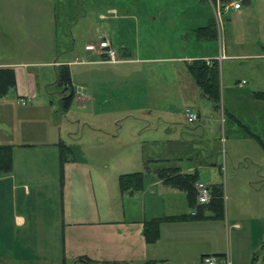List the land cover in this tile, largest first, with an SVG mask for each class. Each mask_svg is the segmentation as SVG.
I'll use <instances>...</instances> for the list:
<instances>
[{
  "label": "rangeland",
  "instance_id": "obj_1",
  "mask_svg": "<svg viewBox=\"0 0 264 264\" xmlns=\"http://www.w3.org/2000/svg\"><path fill=\"white\" fill-rule=\"evenodd\" d=\"M213 1L216 4L218 2ZM210 2L0 0V61L34 62L31 64L39 76L40 97L46 92L41 78H52L55 72L53 65L36 63L37 61H48L53 59L52 56L88 61L94 59L87 56L95 54V59L100 58L103 62L104 55L98 44L104 35L112 38L121 57L119 61L124 60L125 56L132 57L124 62L106 61L117 63L75 62L70 65L77 85L75 90L80 97L73 100L68 118L81 121L73 123L64 118L63 138L71 146V150L66 152L67 161L84 165L86 169L76 166V182L68 187L67 204L71 207L78 205L80 209L76 207L74 211L70 210L66 220L82 217L92 220L95 224L87 229L91 232L100 231L105 238L104 235L114 227L109 221L126 218V212L137 208L133 199L122 195L119 187L120 174L142 171L149 183L154 171L148 170L147 164L151 167L178 165L183 170L194 166L199 170L200 179L207 184L220 179L224 183L225 212L229 209L232 219L239 218L243 221V217L249 212L264 211V196L256 190L259 188L264 192V181L255 180V186L240 182L246 176H253L254 171L248 173L250 171L242 164L237 173L230 157L239 151L259 150L262 146L256 138L252 142H241L240 145L230 139L224 142L220 138V115L214 111L213 102L203 94L200 87L193 84L183 91H173L174 77L176 73L179 76L180 67H185L184 62L160 57L177 54L172 52L173 42L179 49L188 48L189 44L192 45L191 48L196 47L195 42L182 41L183 37L181 41H177L175 33L191 17L194 3L197 4L198 22L202 21L201 15H213ZM189 4L191 7L188 8ZM110 7H116L117 10L113 12L109 10ZM180 7L186 9L182 11ZM216 15L214 22L217 37L211 38H218L221 31L222 15ZM169 29L172 33L168 38L166 30ZM87 40H90L89 43ZM85 44L90 49V55L87 56L83 54ZM126 48L128 53L124 51ZM148 55L152 58L140 59ZM173 70L176 72L174 75ZM50 73L52 74L49 75ZM169 84L171 89L167 88ZM160 87L165 90L162 91ZM12 93L13 90L9 94ZM88 94L95 95L96 99L82 98ZM53 97L52 100L57 102V94H53ZM187 105L200 108L201 117L190 121L185 112ZM27 107L30 109L31 104ZM210 111L214 115H209ZM33 113L39 116L42 109L36 106ZM56 114L58 118L62 117L61 113ZM163 119L166 121L163 122ZM208 158L212 162L217 161V165L204 161ZM222 165H225L224 172L219 168ZM38 192V189L33 188L32 196L43 197L45 194L44 189L41 194ZM173 200L178 210H190L185 191L178 189ZM205 212L209 216L215 215L209 208ZM203 225L207 231L211 229L214 236L219 235L222 243L229 241V229L232 234L244 229L229 227L222 220H209ZM45 226L43 224V228ZM30 236L34 238L35 234ZM45 236L51 240L56 237L50 233ZM58 237L60 238V234ZM101 243H105L103 249L107 248L108 241ZM53 250L55 248L50 249V252L53 253ZM93 262L105 264L106 261ZM86 263L85 259L80 262Z\"/></svg>",
  "mask_w": 264,
  "mask_h": 264
},
{
  "label": "crops",
  "instance_id": "obj_2",
  "mask_svg": "<svg viewBox=\"0 0 264 264\" xmlns=\"http://www.w3.org/2000/svg\"><path fill=\"white\" fill-rule=\"evenodd\" d=\"M210 4L213 15L212 13L201 15L202 21L198 22L197 4L194 3L192 18L189 17L175 33L177 41H181L183 37L182 41L195 42L196 47L191 48L192 45L189 44L188 48L180 47L181 50L173 42L172 52L177 54L160 57L182 60L185 64L182 69L180 67L179 76L175 70L172 72L173 75L176 73L172 85L175 92L197 84L188 70V61L195 58L218 59L221 99L219 107L214 106V111L220 115V138L224 142L230 139L239 145L241 142L256 138L262 146L259 150H244L236 152L234 156L230 155L232 167L237 173L240 172L242 164L250 171L248 173L254 171L253 176H246L240 179V182L255 186V180L264 181V0H248L239 9L223 11L218 38H201L195 29L217 19L216 3L212 0ZM179 9L183 11L186 7ZM109 10L115 12L117 9L110 7ZM166 33L169 38L172 31L166 30ZM104 36L114 44L110 36ZM89 41L87 40L88 43ZM86 44L83 52L85 56L90 53ZM124 51L128 53L127 48ZM90 56L87 57L94 60L79 61L52 56L53 59L48 61H37L36 63L53 65L55 72L52 78H41L44 80L46 90L42 97L39 76L32 68L34 62L0 61V66L14 67L17 82L12 94L9 92L0 98V144L12 145L13 154L12 169L0 173V264H80L84 262L80 259L81 256H88L97 262L144 264L152 261L156 264H203L202 257L208 253L218 255L222 260L228 259L229 264H251L252 257L257 253L254 264H264V211L249 212L243 217V221L239 218L232 219L229 209L225 212L224 183L220 179L208 185L216 183L223 185L224 215L221 217L206 214L205 209L209 207L201 204L198 198L194 205L188 203L190 210H178L173 199L179 188L165 183L154 172L149 183L145 180L142 189L134 192L121 191L123 196L135 201L137 208L126 212L124 214L126 218L109 221L114 227L104 235L105 238L100 231L91 232L87 229L95 224L92 220H85L83 217L66 220L70 210L74 211L76 207L80 209L78 205L68 206L67 190L76 182L74 173L78 169L76 166L84 165L60 161L58 141L64 139L63 119H69L73 123L81 120L68 118L69 110L64 111L61 108V98L66 92L56 84L58 66L62 63H68L70 66L75 62L117 63L101 62L100 58L95 59V54ZM150 58L152 57L148 55L140 59ZM130 59L132 57L125 56L124 60L119 62ZM71 77L76 89L72 72ZM167 86L171 89L170 84ZM160 89L165 90L163 87ZM53 94H57V102L52 100ZM78 97L80 94L75 90L73 100ZM88 97L96 99L93 94L86 97L83 95L82 98ZM22 99L27 103H23ZM30 104L29 109L27 106ZM36 106L42 109L39 116L33 113ZM187 107L196 110L198 117H201L200 108L192 105ZM56 113H61L62 117L58 118ZM208 113L211 115L214 112ZM162 121L165 122L166 119ZM204 161L217 165V161L212 162L209 158ZM222 166L219 168L224 172L225 165ZM155 168L151 167L152 171ZM186 171H197L199 175L198 168L194 166ZM198 180H201L200 176ZM33 188L38 189L39 194L44 189V196H32ZM258 189H256L258 192H262L261 196H264L263 190ZM75 191L77 192L76 189ZM141 205L144 208H138ZM180 214L186 216L175 220H163L159 225L156 240L148 241L145 234L147 219ZM209 220L215 222L222 220L229 227L244 229L237 234H232L229 229V241L222 243L219 235L214 236L211 229L207 231L203 225ZM43 224L46 225L45 228ZM48 233L56 235L54 240L45 236ZM32 234H35L34 238L30 236ZM104 241H108L105 249H103L105 243H101ZM52 248H55L53 253L50 252Z\"/></svg>",
  "mask_w": 264,
  "mask_h": 264
},
{
  "label": "trees",
  "instance_id": "obj_3",
  "mask_svg": "<svg viewBox=\"0 0 264 264\" xmlns=\"http://www.w3.org/2000/svg\"><path fill=\"white\" fill-rule=\"evenodd\" d=\"M222 4L227 0H221ZM196 33L201 38L217 37V29L214 20L204 26H199ZM187 67L195 82L213 103L219 107L221 99L220 88V63L218 59H212L209 63L205 58H195L187 62ZM16 72L13 66H0V98L4 97L16 87ZM56 84L66 92L61 98V108L64 111L69 110L75 95V87L72 82L71 70L68 63H62L58 66ZM260 140V139H259ZM60 148V161L65 163L68 159L66 152L71 150V146L64 140L58 141ZM150 160V159H149ZM147 169L152 170L150 164ZM13 167L12 145L0 144V173L9 172ZM158 178L173 187H177L186 192L189 203L194 205L197 200V189L195 186L199 178L197 171H186L178 165L158 166L153 169ZM145 173L142 171L126 172L119 176V187L122 192L140 190L144 187ZM212 189L211 200L207 203H201L211 208L215 216L224 215V190L222 183L210 185ZM185 214L172 215L165 217H153L145 221V234L148 241H154L159 234V225L163 220L179 219ZM198 216V214H197ZM80 259L86 260L88 264H94L93 259L88 256H81ZM257 259V253L252 257L251 264ZM105 264H108L105 262ZM113 264H129L127 262H114ZM144 264H156L146 262Z\"/></svg>",
  "mask_w": 264,
  "mask_h": 264
},
{
  "label": "built area",
  "instance_id": "obj_4",
  "mask_svg": "<svg viewBox=\"0 0 264 264\" xmlns=\"http://www.w3.org/2000/svg\"><path fill=\"white\" fill-rule=\"evenodd\" d=\"M248 1V0H227V2H225L224 4H222L220 2V0H218L217 4H216V13L217 14H221L223 11H228L230 9H239L243 6V4ZM98 48L99 50L102 52V54L104 55V59L105 61H119L121 60V57L119 56V52L117 50V47L112 43V41L104 36L102 37V39L100 40L99 44H98ZM207 62H211L212 59L207 58L206 59ZM23 103H27L26 100L22 99ZM186 115L187 118L190 121H194L195 119L198 118V113L196 110L187 107L186 108ZM196 189H197V193H198V201L200 203H207L211 200L212 197V189L210 187V185H208L207 183H205L202 180H197L195 183ZM202 262L203 264H229V260H222L218 255L215 254H204L202 257Z\"/></svg>",
  "mask_w": 264,
  "mask_h": 264
}]
</instances>
